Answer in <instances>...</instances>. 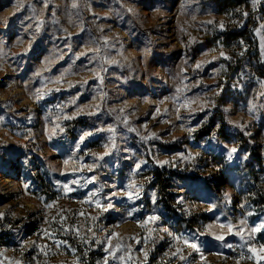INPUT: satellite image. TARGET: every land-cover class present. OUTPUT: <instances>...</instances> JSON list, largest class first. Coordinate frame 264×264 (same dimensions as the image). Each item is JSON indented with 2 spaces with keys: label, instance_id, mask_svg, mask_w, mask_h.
Here are the masks:
<instances>
[{
  "label": "rangeland",
  "instance_id": "rangeland-1",
  "mask_svg": "<svg viewBox=\"0 0 264 264\" xmlns=\"http://www.w3.org/2000/svg\"><path fill=\"white\" fill-rule=\"evenodd\" d=\"M237 25L212 0H0V264H85L89 249L91 264H141L152 246L168 264H264V213L234 203L214 156L240 163V133L264 145V76L219 34ZM254 35L264 63V22ZM219 110L227 137L195 144ZM144 151L225 179L217 196L178 185L192 229L152 191L141 202Z\"/></svg>",
  "mask_w": 264,
  "mask_h": 264
},
{
  "label": "trees",
  "instance_id": "trees-1",
  "mask_svg": "<svg viewBox=\"0 0 264 264\" xmlns=\"http://www.w3.org/2000/svg\"><path fill=\"white\" fill-rule=\"evenodd\" d=\"M215 11L222 15L228 12L233 13L238 17V25L230 30L223 31L220 34L223 44L228 47L237 42L239 47L244 46L245 49L241 53L239 59L243 60L245 57L251 58V61L258 64V73L264 76V63L260 59L257 48V39L254 35L256 29L261 22H264V0H212ZM253 2L252 6H250ZM249 7L248 11L243 13L240 11L242 5ZM238 10V12H237ZM240 11V12H239ZM237 12V13H236ZM240 67V66H239ZM236 65L230 64V71L232 73L238 69L239 75L242 68L239 69ZM70 130H73L81 124V118H76L71 122ZM227 121L224 114L219 110L208 115L204 124L192 133V140L195 144H199L201 140L208 139L212 136L216 137L217 142H221L227 137L226 133ZM240 141L238 148L246 152L243 160L233 165L226 159H222L220 153L215 154L216 162H221L223 167L222 174L226 179L233 175L232 181L236 187L235 202H242L244 212L256 211L258 214L264 213V145L258 146L248 141L242 134H239ZM94 140V137H92ZM141 149L144 148L143 144ZM170 147L172 144H163ZM121 162L118 161V168H121ZM143 166L145 168L142 176L146 180L142 183L141 199L142 203H146L149 198L147 192H153L152 205L163 214L174 227L184 229H192L194 223L189 217H185L178 206L174 204L176 196L179 194L176 190L179 184L188 185L194 181L201 180L202 183L216 196L218 195V188L225 179L216 178H199L193 168L180 169L177 167L167 166L156 162L149 153H143ZM220 176V175H219ZM32 177L38 181V177L32 174ZM40 184V183H38ZM43 190V189H42ZM149 256L146 261L141 264H168V262H161L158 259L159 250L157 247H150ZM100 254L96 249H89L81 257L85 264H91L92 255ZM170 262V261H169ZM136 264V263H133ZM171 264V263H170ZM176 264V263H175Z\"/></svg>",
  "mask_w": 264,
  "mask_h": 264
},
{
  "label": "snow or ice",
  "instance_id": "snow-or-ice-1",
  "mask_svg": "<svg viewBox=\"0 0 264 264\" xmlns=\"http://www.w3.org/2000/svg\"><path fill=\"white\" fill-rule=\"evenodd\" d=\"M232 151L234 152V151H236L235 149H232ZM231 154V153H230ZM137 167H139V165H137ZM218 239H222V238H219L218 237ZM193 247H195V245H193Z\"/></svg>",
  "mask_w": 264,
  "mask_h": 264
}]
</instances>
